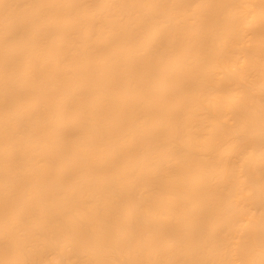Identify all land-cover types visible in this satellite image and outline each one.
<instances>
[{"label":"bare ground","instance_id":"6f19581e","mask_svg":"<svg viewBox=\"0 0 264 264\" xmlns=\"http://www.w3.org/2000/svg\"><path fill=\"white\" fill-rule=\"evenodd\" d=\"M0 264H264V0H0Z\"/></svg>","mask_w":264,"mask_h":264}]
</instances>
